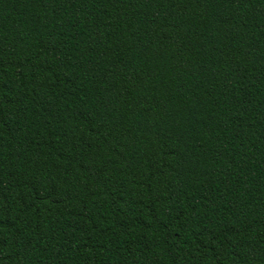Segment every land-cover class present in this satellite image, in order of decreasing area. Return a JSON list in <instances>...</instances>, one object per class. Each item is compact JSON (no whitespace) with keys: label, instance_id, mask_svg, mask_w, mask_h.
Masks as SVG:
<instances>
[{"label":"trees","instance_id":"obj_1","mask_svg":"<svg viewBox=\"0 0 264 264\" xmlns=\"http://www.w3.org/2000/svg\"><path fill=\"white\" fill-rule=\"evenodd\" d=\"M0 264H264V0H0Z\"/></svg>","mask_w":264,"mask_h":264}]
</instances>
